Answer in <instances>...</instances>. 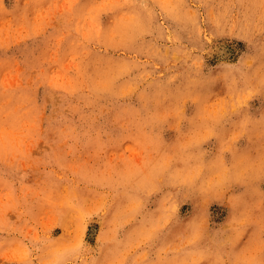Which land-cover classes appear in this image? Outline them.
Segmentation results:
<instances>
[{"label": "rangeland", "instance_id": "obj_1", "mask_svg": "<svg viewBox=\"0 0 264 264\" xmlns=\"http://www.w3.org/2000/svg\"><path fill=\"white\" fill-rule=\"evenodd\" d=\"M0 264H264V0H0Z\"/></svg>", "mask_w": 264, "mask_h": 264}]
</instances>
